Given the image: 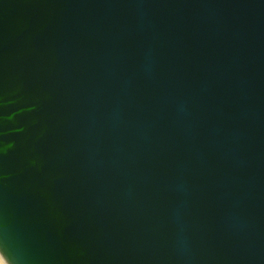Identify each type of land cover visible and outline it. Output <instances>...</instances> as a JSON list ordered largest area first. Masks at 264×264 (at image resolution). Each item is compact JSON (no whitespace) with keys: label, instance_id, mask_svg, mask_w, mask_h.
<instances>
[{"label":"water","instance_id":"water-1","mask_svg":"<svg viewBox=\"0 0 264 264\" xmlns=\"http://www.w3.org/2000/svg\"><path fill=\"white\" fill-rule=\"evenodd\" d=\"M4 264H264V0H0Z\"/></svg>","mask_w":264,"mask_h":264},{"label":"built area","instance_id":"built-area-1","mask_svg":"<svg viewBox=\"0 0 264 264\" xmlns=\"http://www.w3.org/2000/svg\"><path fill=\"white\" fill-rule=\"evenodd\" d=\"M0 264H4V263L1 261V259H0Z\"/></svg>","mask_w":264,"mask_h":264}]
</instances>
